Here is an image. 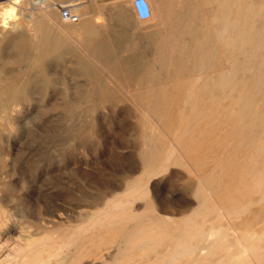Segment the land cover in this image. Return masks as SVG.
Masks as SVG:
<instances>
[{"label":"rangeland","instance_id":"374dc122","mask_svg":"<svg viewBox=\"0 0 264 264\" xmlns=\"http://www.w3.org/2000/svg\"><path fill=\"white\" fill-rule=\"evenodd\" d=\"M18 1L5 29L11 3L0 0V264L153 263L183 241L196 247L201 233L187 231L201 219L206 232L226 228L222 215L264 249V0H178L177 18H124L125 37H107L104 11L92 21L91 0L33 12ZM83 20L92 45L133 74L91 56L71 27ZM140 229L159 242L122 249Z\"/></svg>","mask_w":264,"mask_h":264},{"label":"bare ground","instance_id":"6f19581e","mask_svg":"<svg viewBox=\"0 0 264 264\" xmlns=\"http://www.w3.org/2000/svg\"><path fill=\"white\" fill-rule=\"evenodd\" d=\"M11 3V6L6 8L4 12L1 14V22L2 27H5V29L10 25L11 22L16 21L17 17V5L19 4L18 0H9ZM160 14V13H159ZM153 15V11H152ZM158 15V14H157ZM79 17V16H78ZM152 18V16H151ZM150 18V19H151ZM84 24V23H83ZM82 25V23H81ZM83 27V26H82ZM244 32V31H243ZM263 34V33H262ZM261 34V35H262ZM244 37V36H243ZM261 37V36H260ZM242 39V38H241ZM243 40V39H242ZM261 41V40H260ZM259 41V42H260ZM245 45V44H244ZM264 49V48H263ZM237 82V81H236ZM232 85V84H230ZM234 85V84H233ZM242 85V84H241ZM230 87V86H227ZM232 87V86H231ZM232 92V91H230ZM229 92V93H230ZM239 92V91H238ZM243 92V91H242ZM241 92V94H242ZM231 95V94H228ZM227 95V96H228ZM238 95V94H235ZM235 97V96H234ZM243 97V96H242ZM236 99V98H235ZM243 99V98H242ZM237 100V99H236ZM242 101V100H240ZM238 103V102H237ZM240 103V102H239ZM233 104V103H232ZM236 105V104H235ZM241 109V108H240ZM263 110V109H262ZM260 112V111H259ZM258 114V113H257ZM264 123V120L261 119ZM262 123V124H263ZM261 137V136H260ZM256 138V136H255ZM264 139V137H263ZM260 140V139H259ZM258 141V140H257ZM262 141V140H261ZM264 143V141H263ZM262 143V144H263ZM263 147V145H262ZM261 150V149H260ZM174 153V152H173ZM259 154V153H258ZM264 157V156H263ZM258 158V157H255ZM264 159V158H263ZM259 160V159H258ZM263 161V160H262ZM264 164V163H263ZM184 164H182L183 166ZM256 165V164H255ZM263 166V165H262ZM261 169V168H260ZM258 172V171H257ZM261 172V171H259ZM258 174V173H257ZM256 174V175H257ZM260 174V173H259ZM264 175V174H263ZM259 176V175H258ZM261 177V176H260ZM259 182V181H258ZM262 182V181H261ZM262 184V183H261ZM263 185V184H262ZM264 186V185H263ZM263 189V188H262ZM209 191V190H208ZM140 192V191H139ZM261 192V191H260ZM142 193V192H141ZM263 193V192H262ZM260 193V194H262ZM264 194V193H263ZM211 197V196H210ZM213 197V196H212ZM263 197V196H262ZM208 199V198H207ZM210 199V198H209ZM261 201V200H260ZM210 202V201H209ZM215 202V201H214ZM213 202V203H214ZM212 203V204H213ZM216 203V202H215ZM218 205V204H217ZM215 206V205H213ZM219 208V207H218ZM245 208V207H243ZM210 210V209H209ZM222 210V209H221ZM224 210V209H223ZM222 210V211H223ZM236 210V209H235ZM218 211V210H217ZM241 213V210H238ZM244 211V210H243ZM232 212V211H231ZM218 213V212H217ZM215 213V214H217ZM224 213V212H223ZM235 213V212H233ZM209 214V213H207ZM206 214V215H207ZM212 214V213H211ZM244 214V213H243ZM114 215V214H113ZM112 215V216H113ZM205 215V214H204ZM214 215V214H212ZM226 215V214H225ZM109 216V215H108ZM107 216V217H108ZM114 216H117L114 215ZM113 216V217H114ZM119 216V215H118ZM106 217V218H107ZM226 221H227V227L224 229H215L214 227L209 228V230H203V228L199 227L202 225L201 223H204L207 219L204 218L202 221L199 222V226L191 227L188 229L187 234H189L190 237L195 239V236L199 233H201L199 242L196 247L188 245L190 240L188 241V244L179 243L177 245L173 246V250L170 251L171 253H164L165 255H160V257H157L156 262H149L148 264H264V249L260 248H252L250 247L251 240L256 239L254 236L249 238V234L243 233V230L236 226L233 221H231L230 218L227 216L222 215ZM231 217V216H230ZM119 218V217H118ZM208 218V217H207ZM214 218V217H213ZM235 220L237 217L235 216ZM201 222V223H200ZM237 222V221H234ZM108 224V223H107ZM140 224V223H139ZM143 224V222H142ZM184 224V222H183ZM194 226V225H193ZM213 226V225H212ZM136 227V226H135ZM147 227V226H146ZM199 227V228H198ZM137 228V227H136ZM141 228V227H140ZM143 228V227H142ZM207 228V229H208ZM128 231V229H125ZM121 231V230H120ZM133 231V229H132ZM129 232L127 235H121V243H124V246L122 249H131L134 251L141 250L143 252L149 251L152 246L151 243L159 242V239L155 238L154 234L147 232H142V230H135L133 233ZM251 232V229L248 230ZM264 232V230L262 231ZM116 233V232H115ZM128 233V232H127ZM160 233V232H159ZM180 233V232H179ZM253 233V232H252ZM126 234V231H125ZM175 234V233H174ZM181 234V233H180ZM176 235V234H175ZM179 235V234H178ZM251 235V234H250ZM263 235V234H262ZM261 235V236H262ZM264 236V235H263ZM177 237V236H176ZM230 237V238H229ZM175 238V237H174ZM120 240V237H119ZM175 241V240H174ZM169 242V241H168ZM171 242V240H170ZM193 242V241H192ZM257 242L262 243L261 238L257 239ZM119 243V242H118ZM264 243V242H263ZM195 244V243H194ZM120 245V244H119ZM196 245V244H195ZM198 245L201 247L197 249ZM262 245V244H261ZM160 247V246H159ZM171 248V247H170ZM231 248H233L231 250ZM120 250V248H119ZM161 250V249H160ZM171 250V249H170ZM193 252H190V251ZM203 251L206 250L202 254H198L199 256L196 257L197 251ZM160 252V251H159ZM168 252V251H167ZM240 252L244 253V259H239L240 256L238 254ZM196 253V254H195ZM51 255V254H50ZM242 255V254H241ZM224 259H226L224 261Z\"/></svg>","mask_w":264,"mask_h":264},{"label":"crops","instance_id":"0c3cea01","mask_svg":"<svg viewBox=\"0 0 264 264\" xmlns=\"http://www.w3.org/2000/svg\"><path fill=\"white\" fill-rule=\"evenodd\" d=\"M46 1L47 0H27L28 9L29 10L31 9L33 12L34 7L37 6L40 9L46 10L49 7ZM147 1L153 11L152 18L155 17L159 12L162 13V16H166L169 19L177 18L178 0H147ZM93 2L96 3L95 11H94ZM58 8H60V6H58ZM99 10L104 11V14H102V16L105 18L106 21L107 37L110 36L125 37V34L127 33V24L123 19L126 17L133 19L135 23H149L150 21V19L141 21L136 17L132 5V0H91L89 16L92 18V21L97 19L96 17H98ZM35 19H36L35 14H33L32 16L28 15V26L36 25ZM171 23L172 22H168L164 24L170 25ZM37 25L45 27L47 23L43 20L38 22ZM71 27L75 31L73 35H75L76 37H90V40L89 41L84 40V43L87 42L89 44L87 47L93 51V53H91L92 54L91 56L94 57L100 64L107 65V70L110 74H120V75L133 74L132 71H123L118 66L110 64V58L112 57V55L108 53L106 47L92 45V41L94 38L93 36L95 33L89 21L83 20L78 25L76 26L71 25ZM43 33L44 32L41 33L40 37L50 36L48 34L45 35ZM130 37H132V33H130ZM74 40L77 41V38H74ZM45 48H46L45 44L39 46V49H45ZM57 49L58 50L69 49V45H67V39L59 38ZM78 68L82 72L97 73V71H95V69L90 64L84 63L82 61L79 62ZM101 80L102 79H98V81ZM115 80L125 82V78L123 76L117 77L115 78ZM124 88L128 89L127 86H124Z\"/></svg>","mask_w":264,"mask_h":264},{"label":"built area","instance_id":"2783aa9c","mask_svg":"<svg viewBox=\"0 0 264 264\" xmlns=\"http://www.w3.org/2000/svg\"><path fill=\"white\" fill-rule=\"evenodd\" d=\"M132 5L135 15L139 20L145 21L151 18L152 9L147 0H132ZM59 15L62 21L68 23H76L79 19L78 15L72 13L68 6L60 7Z\"/></svg>","mask_w":264,"mask_h":264}]
</instances>
